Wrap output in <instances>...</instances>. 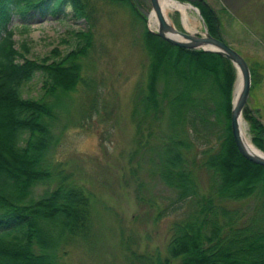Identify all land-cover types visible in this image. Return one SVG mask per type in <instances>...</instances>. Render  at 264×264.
<instances>
[{
  "label": "trees",
  "instance_id": "1",
  "mask_svg": "<svg viewBox=\"0 0 264 264\" xmlns=\"http://www.w3.org/2000/svg\"><path fill=\"white\" fill-rule=\"evenodd\" d=\"M190 3L211 36L222 40L217 13L203 0ZM69 15L89 18L83 0H0V264H62L60 242L87 240L91 231L88 197L67 176L54 174L50 158L58 141L55 106L81 81L79 60L89 52L92 33L78 32L74 49L48 63L28 59L25 43L15 49L10 28L14 16ZM143 37L151 59L133 110L139 147L143 142L152 152V141H165L158 176L174 189L177 203L191 200L196 207L174 225L167 258L153 264H264V185L224 174L232 160L252 180L264 181V167L245 160L231 136L232 63L216 53L172 46L147 30ZM248 66L252 89L256 72ZM37 74L43 97L24 98L23 88ZM48 96L57 101L47 102ZM242 116L251 142L264 152V125L247 106ZM199 169L210 173L213 185L219 180L218 187L198 193ZM55 178L54 189L26 202L33 188Z\"/></svg>",
  "mask_w": 264,
  "mask_h": 264
},
{
  "label": "rangeland",
  "instance_id": "2",
  "mask_svg": "<svg viewBox=\"0 0 264 264\" xmlns=\"http://www.w3.org/2000/svg\"><path fill=\"white\" fill-rule=\"evenodd\" d=\"M189 1L197 0L183 3L191 4ZM203 2L217 13L223 42L256 72L246 106L264 125V0ZM83 3L88 19H74L70 15L44 20L38 16L25 19L14 16L10 24L15 49L25 43L29 48L28 59L48 63L74 49L78 32L92 33L89 52L79 60L81 81L56 104L57 119L52 125V132L58 137L50 158L52 171L67 176L88 197L86 217L91 227L87 240L73 237L67 243L60 242L61 262L153 264L156 258H167L174 225L187 220L196 207H192L191 200L177 203L174 189L158 176L162 171L160 161L166 156L159 155V147L165 141L162 138L152 141L156 149L152 152L146 146L142 148L143 142L139 147L133 110L139 90L145 89L151 59L143 37L146 30L150 32V1L83 0ZM188 15L200 23L192 31L183 27L178 12L169 14V18L178 30L203 35L201 18L194 11H188ZM236 81L237 74L232 100ZM162 88L159 84L157 91ZM43 95L37 74L23 88L22 96L37 99ZM46 101L55 103L57 98L48 96ZM160 125L159 128H165L164 123ZM242 129L250 143L263 152L251 142L249 122L243 116ZM224 171L228 177L241 178V182L264 185L262 179L252 180L251 174L235 161L230 160ZM196 175L198 193L219 185V180L214 185L210 182L209 172L199 169ZM56 184L55 178L33 188L29 196L32 200L26 202L39 199Z\"/></svg>",
  "mask_w": 264,
  "mask_h": 264
},
{
  "label": "water",
  "instance_id": "3",
  "mask_svg": "<svg viewBox=\"0 0 264 264\" xmlns=\"http://www.w3.org/2000/svg\"><path fill=\"white\" fill-rule=\"evenodd\" d=\"M152 12L158 19L156 31H149L172 46L183 48L186 50H201L204 52H212L219 54L230 61L236 70L237 79L240 81V88L237 95L233 97L232 108L230 114V131L238 153L247 161L264 167V153L260 154L251 152L246 146L242 134V113L247 105L251 91V74L245 59L235 50L226 45L221 39H217L208 32L207 27L201 17L199 10L187 3V6L194 11L204 23L203 35L197 32L190 33L185 29L178 30L170 21L167 22L161 11L158 0H149ZM235 94V88H234Z\"/></svg>",
  "mask_w": 264,
  "mask_h": 264
},
{
  "label": "bare ground",
  "instance_id": "4",
  "mask_svg": "<svg viewBox=\"0 0 264 264\" xmlns=\"http://www.w3.org/2000/svg\"><path fill=\"white\" fill-rule=\"evenodd\" d=\"M158 1L161 7L162 15L167 22L170 23L169 14L178 12V14H180L181 16L182 25L186 30L192 31L196 29V27L200 24L197 22L195 18L189 17L188 11H191V8L187 6V3H183V2H179L175 0H158ZM157 26H158V19L156 15L151 11L148 14V27L151 30H156ZM239 81L240 80L237 79L236 84H235V96L237 95L239 88H240ZM243 130L244 129H242L244 142L246 146L248 147V149L253 153L260 154V152H258V150L250 143L249 139L246 138V135H244L245 131L243 132Z\"/></svg>",
  "mask_w": 264,
  "mask_h": 264
}]
</instances>
